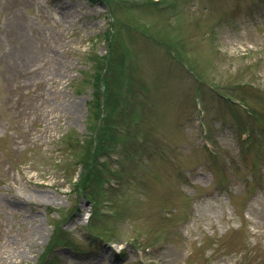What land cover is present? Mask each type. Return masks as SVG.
Masks as SVG:
<instances>
[{"label": "rangeland", "instance_id": "obj_1", "mask_svg": "<svg viewBox=\"0 0 264 264\" xmlns=\"http://www.w3.org/2000/svg\"><path fill=\"white\" fill-rule=\"evenodd\" d=\"M0 264H264V0H0Z\"/></svg>", "mask_w": 264, "mask_h": 264}]
</instances>
